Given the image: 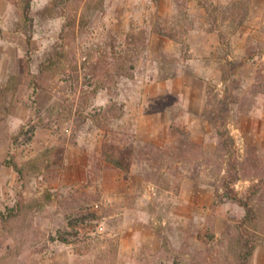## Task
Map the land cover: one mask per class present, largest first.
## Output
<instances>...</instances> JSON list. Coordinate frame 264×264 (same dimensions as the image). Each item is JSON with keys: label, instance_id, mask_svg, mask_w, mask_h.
I'll return each instance as SVG.
<instances>
[{"label": "rangeland", "instance_id": "374dc122", "mask_svg": "<svg viewBox=\"0 0 264 264\" xmlns=\"http://www.w3.org/2000/svg\"><path fill=\"white\" fill-rule=\"evenodd\" d=\"M0 0V264H264V0ZM232 94L224 152L207 111ZM26 165L23 178L6 161Z\"/></svg>", "mask_w": 264, "mask_h": 264}, {"label": "trees", "instance_id": "16d2710c", "mask_svg": "<svg viewBox=\"0 0 264 264\" xmlns=\"http://www.w3.org/2000/svg\"><path fill=\"white\" fill-rule=\"evenodd\" d=\"M21 2L22 11L25 19L30 20V15L32 11L33 0H18ZM1 89V87H0ZM210 105L213 106L212 109L207 111V116L210 122L216 127L217 133L220 136L222 147L224 152L232 149L233 140L227 129V123L230 116L231 104H235L236 101L233 99V95L228 94L224 96L222 100H215L210 98ZM6 165H10L14 170L20 175L21 178L25 175L26 165L19 164L15 157L7 160ZM236 182L234 178L230 179L228 183L224 184L223 188L229 197L236 202L238 205L243 207L246 214L238 224L237 231L238 234L235 241L232 243V250L234 254V264H251L256 250L261 243L259 236L250 230L249 227L253 228L258 222V215L255 209L252 207V198L241 196L233 184ZM23 201H19L13 207H7L5 211L0 210V217L6 223L11 222L13 219L21 216L24 210Z\"/></svg>", "mask_w": 264, "mask_h": 264}]
</instances>
